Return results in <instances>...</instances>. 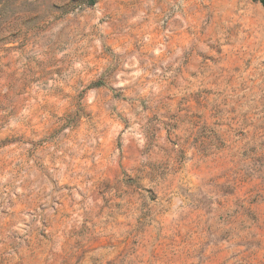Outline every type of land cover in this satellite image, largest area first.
Segmentation results:
<instances>
[{"label":"clouds","instance_id":"1","mask_svg":"<svg viewBox=\"0 0 264 264\" xmlns=\"http://www.w3.org/2000/svg\"><path fill=\"white\" fill-rule=\"evenodd\" d=\"M0 264H264V0H0Z\"/></svg>","mask_w":264,"mask_h":264}]
</instances>
